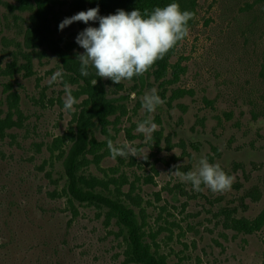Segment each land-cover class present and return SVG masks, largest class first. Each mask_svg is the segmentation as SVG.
I'll list each match as a JSON object with an SVG mask.
<instances>
[{
    "label": "rangeland",
    "instance_id": "obj_1",
    "mask_svg": "<svg viewBox=\"0 0 264 264\" xmlns=\"http://www.w3.org/2000/svg\"><path fill=\"white\" fill-rule=\"evenodd\" d=\"M55 9L61 21L88 10L74 8L73 0H56ZM30 12L17 0H0V113L8 109V93L16 91L23 114L21 127L0 135V264H123L115 220L79 202L73 215L63 194L62 161L49 146L72 123L85 96L75 97L82 81H71L48 49L40 55L24 47ZM88 26L99 25L73 22L58 29L57 37L75 42L72 51L82 54L76 37ZM189 29L170 59L185 68L177 82L166 85L147 76L115 84L102 78L109 96L126 97L128 113L109 126V135L97 130V138L142 151L141 157L115 159L109 151L88 172L125 179L123 192L134 186L140 206L125 200L140 218L144 213L145 229L168 263L259 264L264 228L252 234L225 228L223 212L253 218L264 206V0H197ZM8 63L17 70L12 76L2 72ZM58 70L65 73L63 81L49 84ZM65 83L79 101L75 112L64 110ZM153 88L165 103L148 113L142 99ZM179 88L192 94L174 96ZM149 116L161 132L152 134L154 143L137 132ZM202 157L235 177L230 190L213 192L201 184L195 191L174 172L186 173L174 166L188 165L195 171Z\"/></svg>",
    "mask_w": 264,
    "mask_h": 264
},
{
    "label": "trees",
    "instance_id": "obj_2",
    "mask_svg": "<svg viewBox=\"0 0 264 264\" xmlns=\"http://www.w3.org/2000/svg\"><path fill=\"white\" fill-rule=\"evenodd\" d=\"M17 2L20 9L31 11L23 35L24 47L33 51L38 50L40 55H44L45 49H48L59 59L63 69L69 73L71 81L74 83L82 81L81 89L75 97H85L79 109L73 114L72 123L62 134L54 137L49 146L51 154L62 161L65 176L62 190L73 209V215L77 214L74 202H79L104 210L106 221L115 220L124 243L123 264H170L167 257L159 252L154 240L155 235L145 229L143 209H141L143 213L141 219L134 207L125 200V197L130 198L134 204L140 206V201L132 194L134 186L128 192H123L121 186L126 183L125 179L110 177L105 179L88 172L90 165L100 167L103 158L109 154L107 141L98 139L96 131L109 135V126H115L120 118L128 113L124 100L126 97L109 96L105 83L96 75L93 68H90L88 76L80 74L78 53L72 51L75 42L57 37L61 18L55 9L56 0H17ZM172 2L178 3L181 10L195 13V18L188 22L190 28L197 16V0H73V5L79 10L99 6V15L105 16L115 14L118 9L130 12L138 8L142 13L145 9L151 12L157 6L163 7ZM97 23L99 25L98 20ZM179 43L162 59H158L143 76H134L132 80L143 82L145 77L153 76L156 81L161 80V84L169 85L177 82L185 68L179 61L172 63L170 59ZM16 71L13 63H8L2 72L4 75L12 76ZM169 71L171 77L166 78ZM94 79H97L95 86L92 85ZM11 88L12 84L7 82L5 90ZM186 94H192V91L179 88L174 96L181 97ZM18 101L19 94L10 91L7 96L8 109L4 114L0 113L1 136L8 129L23 125V114ZM112 116L114 119H111ZM156 133L158 136L161 134L160 131ZM179 169L188 172L189 165ZM111 183L113 188H110ZM223 214V226L238 233L252 234L264 228V206L253 218L238 217L232 211H224ZM147 236H152L153 241H148ZM259 264H264V239Z\"/></svg>",
    "mask_w": 264,
    "mask_h": 264
},
{
    "label": "clouds",
    "instance_id": "obj_3",
    "mask_svg": "<svg viewBox=\"0 0 264 264\" xmlns=\"http://www.w3.org/2000/svg\"><path fill=\"white\" fill-rule=\"evenodd\" d=\"M195 18V13L181 10L176 2L166 6L155 7L151 12L147 9L142 13L135 8L130 12L118 9L115 14L99 15V6L64 18L59 29L63 30L73 22L99 21L98 27L88 26L80 31L76 43L84 49L77 54L80 61V74L90 75V68H94L96 75L106 78L115 84L123 80H131L134 76H143L158 59H162L180 41L189 35V20ZM65 73L56 71L48 80L49 84L62 82ZM97 79L92 81L95 86ZM64 110L75 112L73 105L79 101L72 95L73 89L64 84ZM165 101L158 95L155 88L145 93L142 107L148 113H153L157 106ZM158 130L151 116L137 124V132L142 133L145 142L153 140L152 134ZM107 147L113 159L140 156L141 149L125 142L114 144L107 141ZM148 154V153H147ZM147 159V158H144ZM179 169L180 166H174ZM183 182H190L195 191H201V184L213 192H225L231 189L235 177L226 173L220 164L210 163L206 157L199 160V167L195 171L179 173Z\"/></svg>",
    "mask_w": 264,
    "mask_h": 264
}]
</instances>
